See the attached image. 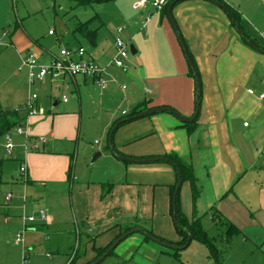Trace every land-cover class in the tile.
<instances>
[{
  "label": "crops",
  "instance_id": "0c3cea01",
  "mask_svg": "<svg viewBox=\"0 0 264 264\" xmlns=\"http://www.w3.org/2000/svg\"><path fill=\"white\" fill-rule=\"evenodd\" d=\"M37 1L17 9L24 18L7 24L0 43V57L20 80L13 89V83L3 85L10 87L8 106L17 112L18 125L0 134V140L5 139L7 149L9 133H17L23 149L20 169L27 166L17 196L9 193L0 201V264H89L98 250L133 228L178 244L183 237L171 206L178 175L165 158L172 155L192 163L201 190L194 202L189 182L180 187L184 217L190 222L200 219L207 236L203 222L208 216L216 224L228 223L233 237L246 235L250 240L247 234L251 235L258 242L255 249L263 254L248 264H264V100L247 93L251 88L256 94L264 92V51L246 44L227 11L211 0H170L161 11L149 6L141 13L132 7L136 0H70V22L66 23L67 15L55 16L63 24L59 33H46L33 18ZM219 1L238 13L244 34L264 50V0ZM172 3L173 19L202 82L199 115L190 123L169 112L136 119L140 111L160 107L188 120L196 115V82L169 20ZM9 7L10 0H0V14ZM116 37L137 53L130 50L125 68L115 64ZM80 46L103 69L105 88L83 75L29 86L23 68L27 57L35 55L49 64L59 49ZM35 93L43 114L29 116L27 101ZM112 133L115 151L141 162L113 156ZM40 137L47 143L37 151L29 149ZM15 151L14 145L9 153ZM98 151L102 156L91 162ZM3 181L0 174V184ZM40 210L47 212L46 222L26 221ZM21 233L22 242H17ZM130 237L101 264L108 258V264H183L180 254L175 256L173 249L144 234ZM209 237L216 256L195 239L182 250L200 243L208 253L199 264H221L222 252ZM240 247V259L231 264H247L241 254L248 250ZM197 260L190 255L186 264H198Z\"/></svg>",
  "mask_w": 264,
  "mask_h": 264
},
{
  "label": "rangeland",
  "instance_id": "374dc122",
  "mask_svg": "<svg viewBox=\"0 0 264 264\" xmlns=\"http://www.w3.org/2000/svg\"><path fill=\"white\" fill-rule=\"evenodd\" d=\"M32 0H10V7L9 10H5L6 14H0V43L4 40L3 39V32L7 29H9L8 23H15L17 19L24 18L21 15H18V10H22L24 7V3H28ZM70 0H40L39 2L35 3L32 9H34L35 14L33 18H37V23L40 25L43 29V31H46V33L49 32V30H57L59 33L60 30L63 27L62 22L58 24V20H55L56 14L58 15L59 19H63L64 15H67L66 23L70 22L72 19L71 16V6H73V2ZM61 6L64 7L66 10H62ZM69 11V12H68ZM18 15V17H17ZM32 18V19H33ZM71 18V19H70ZM6 21V22H3ZM56 21V22H55ZM2 23L6 24L3 25ZM72 24V21H71ZM73 25V24H72ZM68 27H71L68 24ZM56 37V36H55ZM56 45H54L55 47ZM1 48V47H0ZM60 50V49H59ZM58 50V52H59ZM57 51V50H56ZM11 65L10 63L5 60V58L0 57V110L12 112L14 109L10 106V98L7 96V89L10 87H4V83H13L11 89H13L15 86L18 87L19 81L14 79L12 76V71H9ZM17 73L24 74L26 71H16ZM20 108H16L15 110H18ZM12 136V142L15 145L16 151L14 154H10L7 149H4L5 142L4 140H0V169L2 168V172L0 171V174L3 176V183L0 184V201H4L6 199V196H9V193L17 196V192L20 189V186L22 185V182H24L25 178L22 176L20 177L19 169H20V161H21V152L23 151L22 145H21V137L16 135L17 133H9ZM95 140L92 139L91 143L94 144ZM98 143V142H97ZM95 154V153H94ZM92 160V159H91ZM92 162V161H91ZM211 216H208L205 218L206 221H204V225L206 230L208 231V235L214 238L217 241V247L218 250L221 251V264H231L233 262H236L240 259L239 252H242L240 246H245L248 251L244 249L243 254H241V257H244V261L248 263L254 262L256 256H259L260 254H263L261 251L256 250L255 247L258 246V242L254 241L251 235L247 234V237L250 240H245V236H237L233 237L229 234V226L228 223H219L216 224L215 220L211 219ZM139 233H134L131 236H138ZM129 238H131L129 236ZM228 238V239H227ZM261 239V238H260ZM78 243V240H77ZM77 245V244H76ZM238 249V250H237ZM255 250V253H252ZM180 253V258H182L183 264H186L187 259L189 260V256L196 255L197 261L195 263H200L202 260V263L204 261V258L206 256V249L197 242H193L192 245H190L187 249L178 251ZM208 253V252H207ZM112 258H108L107 261L103 264H108L111 262ZM180 262V261H179ZM173 263V261H172ZM171 263V264H172ZM179 264V263H175ZM181 264V262H180Z\"/></svg>",
  "mask_w": 264,
  "mask_h": 264
},
{
  "label": "built area",
  "instance_id": "2783aa9c",
  "mask_svg": "<svg viewBox=\"0 0 264 264\" xmlns=\"http://www.w3.org/2000/svg\"><path fill=\"white\" fill-rule=\"evenodd\" d=\"M170 0H136L132 7L136 12L141 13V11L146 10L149 6H152L155 11H161L167 5H169ZM151 19V14L146 15L145 22L148 23ZM122 30H119L121 33ZM50 33H53L51 31ZM117 58L115 64L119 68H125V62L130 58L131 53L129 50V44L123 41L122 38L116 37L115 41ZM23 68L28 72V83L32 87L35 84H42L46 80H52L54 82L64 80L66 77L75 78L77 76H88L93 77L97 80L99 85L103 88L106 87L105 82L102 78L103 69H101L97 64L94 63L92 59L87 54V51L84 47L74 49L65 47L59 50L57 54L53 55V59L49 64H43L39 61L38 57L35 55H30L23 62ZM248 95L258 96L261 100H264V92L256 94L254 89H249L247 91ZM38 94H32L26 105V110L29 116H36L37 114H43V110L39 109L36 105V100ZM67 96L63 97V100L66 101ZM126 114V112H123ZM247 125V124H245ZM47 143L45 137H40L36 142L28 146L29 149L37 151L40 149L41 144ZM7 149L11 153L14 148V144L11 139H8L6 145ZM21 176L26 179L27 175V166L22 165L20 169ZM12 195H10V198ZM47 212L45 210H40L38 214L26 217V221L30 224L36 223L38 221L46 222ZM22 233L17 235L16 241L22 242Z\"/></svg>",
  "mask_w": 264,
  "mask_h": 264
},
{
  "label": "trees",
  "instance_id": "16d2710c",
  "mask_svg": "<svg viewBox=\"0 0 264 264\" xmlns=\"http://www.w3.org/2000/svg\"><path fill=\"white\" fill-rule=\"evenodd\" d=\"M84 1H90V0H84ZM94 1L107 2L109 0H94ZM211 1L217 3V1H219V0H211ZM228 11L230 12L231 17L236 19L237 25L242 29L241 23H240L241 19L239 18L238 13L234 10H231L230 8H228ZM229 18H230V16H229ZM233 25L235 26L234 23H233ZM245 35H247V34H245ZM248 38H250V36H248ZM257 46H258V44H257ZM258 47L261 49L260 46H258ZM261 51L263 52L264 50L262 49ZM193 62H194V60H193ZM194 67H196L195 63H194ZM196 69H197V77L195 76L192 67H191V70H192L191 74L194 77V80L196 82L195 97L197 98V95L199 94V99L197 98L196 102H197V105L199 103L201 106L202 99H203V97H202V82H201V78H200L198 68L196 67ZM196 79H197V81H196ZM198 83H199L200 87H198ZM143 110H146V109H143ZM140 112H143V111H140ZM16 113L17 112H15V111H13V112H7V111L0 112V134L1 135H5L6 132H8L10 129L14 128L16 125H18L17 124L18 122H16L17 119L14 118V114H16ZM122 124H124V123H122ZM190 131H192V129ZM111 136L113 137V133ZM165 158L169 159L168 161L171 162L172 164L174 163V164L178 165V167L181 170L182 184L184 182H189L191 190H192V194H193V201L196 202L199 195L201 194V190L199 188L196 176L194 175L192 163H188V162L180 159L179 157H177V155L167 156ZM175 190H176V187H174L172 189L173 192H172L171 206H172V212L174 215V221H175V226H176L177 232L181 235V237H183V240L181 242H179L178 244H174L170 241L165 240L164 238L157 237L153 232H150V231H146V232H148L153 237H157L160 241H165V242L172 244V245H175V246H185L186 245V247H187L194 239L198 240L208 248V251L211 252L212 257L216 256L217 251L215 250L214 243H213L212 239L209 236H207L206 232L204 231L203 225H202V222L200 221V219L196 218V219L191 220V222H190L186 217H184L183 212L181 210V206H180L181 190L179 189L176 200L174 199L175 192H176ZM174 205L176 206V213L174 211V208H175ZM176 221H177V224H176ZM219 223H222V221H219ZM130 230L131 229H127L125 231V233L129 232ZM123 234L124 233L117 236L116 240L119 239V237ZM145 238L148 240H151V238H149V237H145ZM189 238H191V240H189ZM116 240L113 243H111L109 246H107L106 248L98 250L97 251L98 257L94 261L99 259L116 242ZM114 250L109 253L110 255L108 257L113 255ZM181 250L182 249L173 250L175 252V256H178L180 254L178 251H181ZM94 261H92L91 263H93ZM91 263H89V264H91Z\"/></svg>",
  "mask_w": 264,
  "mask_h": 264
},
{
  "label": "water",
  "instance_id": "95a60500",
  "mask_svg": "<svg viewBox=\"0 0 264 264\" xmlns=\"http://www.w3.org/2000/svg\"><path fill=\"white\" fill-rule=\"evenodd\" d=\"M216 4H219L221 7H223L227 11L228 16H230V18H231L230 20H232V22L235 24L236 31L238 32L239 35H241V37L243 38V40L248 45H250L251 47H253L254 49H256L258 51H261V49L257 46V44L253 40H251L250 38H248V36L245 35L244 32L242 31V29L237 25L236 19H234V18L231 17V14L228 11L227 6L225 4H222L219 1H217ZM173 5L174 4L172 3L171 4V7L169 8V11H168V13H169V20L172 22V24H173V26L175 28V31L177 33V36H179V39H180V42H181L183 51L185 52V54L187 56V59L189 61V65H190V67L193 68L194 74L197 77V69H196V67H194L193 59H192V57L190 55V52H188V50H187L185 41L183 39V36H181V34L179 32V29H178V26L176 24V21H174V19H173V14H172V10H173V7H174ZM130 50H131V53H133L134 55L137 54L135 52V49H134L133 46H131ZM196 81H197V79H196ZM198 87H200L199 83H198ZM197 98L199 99V94L197 95ZM199 108H200V104L198 103L197 110L195 112L196 115H195V117L193 119H190V120L183 118L175 110H172V109H169V108H165V107H160L159 109H152V110H148V111H143V113L138 114L136 116V119L144 118L145 116H149V115H154V114H157L159 112H169V113H171L173 115L175 114L182 122H184V123H190V122H192L193 120H195L198 117V115H199ZM110 146H111V151H112L113 156L117 157L118 159L127 160V161L141 162V161H138V160L126 159L124 156L119 155L115 151V148L113 146L112 136L110 137ZM101 156H102V152H100V151H98L97 153L93 154L92 155V162L95 163L98 160V158H100ZM174 166L177 169V175H178V182H177V186H176V190H175L176 192H175V197H174V199L176 200L177 194L179 192V189L182 186V175H181V170L178 167V165L177 164H174ZM174 211L176 213V206L174 208ZM176 224H177V221H176ZM133 233H142V234H144L145 237L151 238L153 241H155L156 243L160 244L161 246H165V247L170 248V249H173V250L184 249L186 247V245L185 246H175V245L169 244V243H167L165 241H160L157 237L151 236L148 232L144 231L141 228H133V229H131V231H129V232L124 233L123 235H121L119 237V239H117L116 242L99 259H97L96 261H94L91 264H100L103 260H105L110 255L109 253L111 251H113L116 248V246H118L124 239H126L128 236H131V234H133ZM189 240H191V238H189Z\"/></svg>",
  "mask_w": 264,
  "mask_h": 264
}]
</instances>
